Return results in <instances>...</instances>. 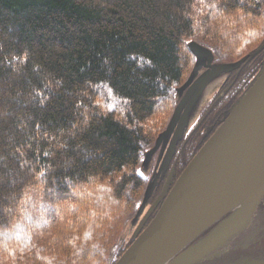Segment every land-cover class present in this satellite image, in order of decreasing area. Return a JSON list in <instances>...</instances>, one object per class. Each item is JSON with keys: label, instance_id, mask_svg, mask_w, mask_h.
<instances>
[{"label": "trees", "instance_id": "trees-1", "mask_svg": "<svg viewBox=\"0 0 264 264\" xmlns=\"http://www.w3.org/2000/svg\"><path fill=\"white\" fill-rule=\"evenodd\" d=\"M190 40L252 53L264 0H0V264H114Z\"/></svg>", "mask_w": 264, "mask_h": 264}, {"label": "water", "instance_id": "water-1", "mask_svg": "<svg viewBox=\"0 0 264 264\" xmlns=\"http://www.w3.org/2000/svg\"><path fill=\"white\" fill-rule=\"evenodd\" d=\"M195 60L187 79L175 90L173 112L154 144L143 153L140 172L147 177L136 213L120 238L130 237L114 264H183L212 250L243 227L264 198V61L220 125L205 141L162 200L147 226L158 169H163L178 142L198 117L220 81L264 49V43L233 62L217 59L209 46L187 43ZM157 156L155 157L156 153ZM222 221L197 244L184 250L214 222ZM144 227V228H143ZM126 228L128 231L125 233ZM133 228V232L130 233ZM175 256H177L175 258Z\"/></svg>", "mask_w": 264, "mask_h": 264}, {"label": "flooded vegetation", "instance_id": "flooded-vegetation-1", "mask_svg": "<svg viewBox=\"0 0 264 264\" xmlns=\"http://www.w3.org/2000/svg\"><path fill=\"white\" fill-rule=\"evenodd\" d=\"M262 51L261 55L258 56L257 54L251 60L245 62L239 71H232L229 76L220 81L219 86L211 94L196 120L178 142L168 164L163 166L162 170L158 169L157 184L146 202L144 213L151 206L153 208L146 216L144 227L154 218L162 200L169 193L193 155L220 125L224 113L238 99L258 72L261 63L264 61V49ZM194 143H196V146L193 147ZM157 154L158 152L155 157ZM152 173L153 169L147 175L146 183ZM227 217L228 215L214 222L177 256L207 237ZM183 264H264V198L243 227L226 236L221 244L212 250Z\"/></svg>", "mask_w": 264, "mask_h": 264}, {"label": "rangeland", "instance_id": "rangeland-1", "mask_svg": "<svg viewBox=\"0 0 264 264\" xmlns=\"http://www.w3.org/2000/svg\"><path fill=\"white\" fill-rule=\"evenodd\" d=\"M217 59H218V58H217ZM135 213H136V212H135ZM133 216H134V215H133ZM133 216H132V217H133ZM132 217H131V218H132ZM131 218H130V219H131ZM130 219H129L127 222H129ZM124 229H125V228H124ZM123 231H124V230H123ZM127 231H128V228H126L125 233H126ZM132 232H133V228L131 229L130 233H132ZM122 234H123V233H122ZM122 234H121V235H122ZM119 241H120V243H119L120 246L125 245L126 243L129 244L130 237H129V236H126L125 238H120ZM127 246H128V245H127Z\"/></svg>", "mask_w": 264, "mask_h": 264}]
</instances>
